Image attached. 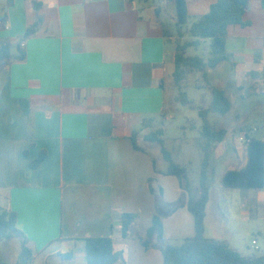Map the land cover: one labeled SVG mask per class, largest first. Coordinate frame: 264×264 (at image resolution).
Wrapping results in <instances>:
<instances>
[{
	"label": "crops",
	"instance_id": "0c3cea01",
	"mask_svg": "<svg viewBox=\"0 0 264 264\" xmlns=\"http://www.w3.org/2000/svg\"><path fill=\"white\" fill-rule=\"evenodd\" d=\"M216 1L186 0L188 13L199 17ZM168 7L136 0H0V45L10 43L12 53L27 28L41 21L21 41L25 59L0 66V206L16 214L33 264H85L83 240L99 237L112 238L124 264L163 263L159 250H146L139 241L155 213L148 180L162 188L167 203L183 191L176 177L162 173L166 161L158 166L154 148L143 146L140 134L144 120L165 109L174 71L175 48L167 45L175 43L163 15ZM246 19L249 25L227 30L232 64L210 71L208 80L220 87L218 74L227 70L238 91L246 84L253 90L258 81L264 98L261 0L250 1ZM252 118L250 136L264 144V102ZM135 133L144 150L134 148ZM215 151L231 152L237 163L221 173L217 190L209 186L205 236L240 252L235 242L241 229L257 225L264 237V188L222 187L224 172L244 166L247 156L244 145L226 140ZM244 192L236 202L234 193ZM124 213L138 216L127 238ZM194 235L186 206L163 219L166 242ZM72 252L70 260L60 256Z\"/></svg>",
	"mask_w": 264,
	"mask_h": 264
},
{
	"label": "trees",
	"instance_id": "16d2710c",
	"mask_svg": "<svg viewBox=\"0 0 264 264\" xmlns=\"http://www.w3.org/2000/svg\"><path fill=\"white\" fill-rule=\"evenodd\" d=\"M251 0H217L211 4L206 14L199 16L189 28L187 34L191 40L181 42L176 40L174 53V71L172 81L178 93L179 103L186 108L196 111L201 119L199 148L202 153L200 193L192 197V187L189 182L185 167L174 162L172 154L164 148V134L162 127L143 135L144 142L158 145L161 154L167 163L164 175L174 176L183 191L180 197L167 203L163 199V190L154 179L148 180L150 192L155 198V213L144 235L139 236V241L144 249H157L162 255V264H264V253L261 255H243L232 248L227 241L207 238L205 236L206 207L209 201L208 167L216 146L227 138L225 128H217L209 119L210 113L227 115L232 103L227 91L219 86H211L212 100L209 107L196 104L187 94L186 79L191 74H199L204 82L209 83L208 73L217 69L222 64H232V57L226 51L227 30L232 25L247 26L246 19L248 4ZM163 6H171L175 10V28L180 38L182 30L187 25L190 15L186 0H161ZM264 7V0H261ZM39 8V3H34ZM159 13V9H157ZM0 27L3 20L0 21ZM40 19L29 26L22 38L17 43L16 53H12V45L4 42L0 45V66L25 59V51L21 41L36 33ZM166 33L173 34L166 29ZM166 36H168L166 34ZM208 42V53L188 55V50L197 51L200 46ZM165 109L159 117L144 120L143 129H151L153 124L161 117L164 118ZM162 118V119H163ZM159 124L164 125L163 120ZM241 127L245 138L249 140L245 146L247 162L244 166L229 169L224 172L220 183L224 188L235 190L263 189L264 188V144L261 140L250 136L252 129L248 126ZM139 134L132 137L133 146L137 150H144L138 145ZM157 171V169H156ZM187 199V200H186ZM186 206L194 218L195 235L184 238L176 243L166 242L163 238V219L171 215L178 208ZM165 209V210H164ZM164 210V211H163ZM163 211V214L160 212ZM166 214V216L164 215ZM136 214L122 215V236L127 238L132 221ZM0 240H16L20 244V252L13 264H33L34 254L31 244L25 234L17 227L16 214L0 206ZM85 264H124L122 251L114 249L110 237L87 238L81 245ZM63 260H70L74 252L60 255ZM0 264H12L0 259Z\"/></svg>",
	"mask_w": 264,
	"mask_h": 264
},
{
	"label": "rangeland",
	"instance_id": "374dc122",
	"mask_svg": "<svg viewBox=\"0 0 264 264\" xmlns=\"http://www.w3.org/2000/svg\"><path fill=\"white\" fill-rule=\"evenodd\" d=\"M146 3L150 7L161 5L160 0H136V2ZM190 2L194 0H188ZM198 1V0H195ZM193 13V12H192ZM188 20L187 25L182 30L183 37L180 38L175 28V10L174 8L164 9V19L166 21L167 29L173 34V40L176 44V40L180 39L181 42L191 40V37L187 34V28L190 27L198 15L192 14ZM168 49H174V45L168 43ZM208 42H204L200 48L195 51L194 49L188 50V55L208 53ZM227 66L226 64H224ZM225 70V69H224ZM221 82L218 85L227 89L228 97L232 103L230 112L222 116L216 113H210L209 119L217 128H225L228 131L226 141H231V146L236 147L240 145V136H245L240 128H246L248 126L251 129L254 127V121L252 118L253 112L260 107V104L264 102L263 95L261 94V84L256 81L252 83L253 90L248 88V85L238 91V82L236 78H233L229 71H220L217 77ZM168 90L166 96V106L164 112V118L161 117L153 124L151 129L143 130L140 134L141 143L146 148L150 147L149 143L143 141L142 137L144 134L162 127L165 131L164 134V148L169 150L172 154V158L175 163L183 166L187 170L190 185L192 187V197H198L200 193V176H201V164H202V153L199 148L200 141V125L201 119L196 111L189 108L183 107L177 97L178 93L174 87L172 78L167 80ZM187 94L194 100L196 104L202 105L207 108L212 100L211 86L201 78L199 74H191L186 79ZM159 117V116H157ZM164 121V125H160V120ZM143 141V142H142ZM242 146V144H241ZM154 150L151 152L158 160V166H162L165 162L160 147L158 145H152ZM243 153H238V158L242 161ZM164 160V161H163ZM237 163L232 153H227L225 156L220 155L219 152L215 151L212 154L211 161L208 167V185L212 190H217L219 184V177L221 173L227 169L233 167ZM166 165V162H165ZM237 199L236 202L241 201V194L234 193ZM165 210V209H164ZM163 210V211H164ZM163 211L160 214H163ZM166 216V214H164ZM165 218V217H164ZM258 231L263 233V228L257 225L243 228L239 231V236L236 238L235 245L240 248V252L243 255L249 256L253 254L261 255L264 253V237H262ZM207 235H211V229L208 228ZM257 241V246L252 244V241ZM177 241L172 240L170 243H176ZM20 252V244L16 240H0V259L8 262L15 263L17 255Z\"/></svg>",
	"mask_w": 264,
	"mask_h": 264
},
{
	"label": "built area",
	"instance_id": "2783aa9c",
	"mask_svg": "<svg viewBox=\"0 0 264 264\" xmlns=\"http://www.w3.org/2000/svg\"><path fill=\"white\" fill-rule=\"evenodd\" d=\"M253 131H256V128H254ZM240 142H241L242 145L246 146V145L248 144L249 140L246 139L245 136H243V137H240ZM252 244H253V245H256V241L253 240V241H252Z\"/></svg>",
	"mask_w": 264,
	"mask_h": 264
}]
</instances>
